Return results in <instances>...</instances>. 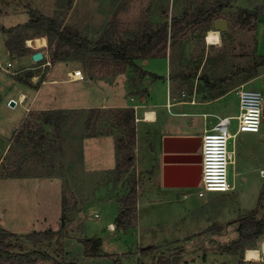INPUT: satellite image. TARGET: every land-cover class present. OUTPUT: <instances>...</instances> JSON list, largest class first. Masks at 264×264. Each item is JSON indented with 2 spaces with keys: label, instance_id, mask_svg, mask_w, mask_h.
<instances>
[{
  "label": "rangeland",
  "instance_id": "obj_1",
  "mask_svg": "<svg viewBox=\"0 0 264 264\" xmlns=\"http://www.w3.org/2000/svg\"><path fill=\"white\" fill-rule=\"evenodd\" d=\"M218 3L217 17L227 20V29L217 30L219 44H207L204 37L213 29L214 16L206 23H197L191 16L203 5L215 7ZM256 7L264 10V0H72L70 7L67 0H0L3 27L25 23L27 9L35 8L46 16L59 15L63 25L92 42L102 34L116 42L134 39L172 16H180L183 10L188 17L179 33L160 49L136 58L134 65L127 64L119 72L112 60L109 66L91 72L90 60H104L102 54L91 52L46 65L53 45H48L44 36L46 43L39 48L29 47L26 39L28 56L20 58L5 49L10 35L0 32V227L18 234L56 230L61 223L63 196L68 210L61 230L64 235L49 244L25 242L23 249L15 247V251L40 249L52 257L30 264H110L114 259H119L118 264H155L161 255L178 256L177 264H238L241 255L245 264H264L262 253L257 261L244 256L245 248L260 246L264 234L243 249L224 251L238 237V218L257 206L264 186V122L259 132L246 133L257 134L247 140L259 151L261 163L235 175L239 167L235 150L234 164L228 165L234 188L228 191L198 196L192 188L164 187L158 146L164 135L202 133L203 118L195 113L202 107L173 105L177 99L222 94L211 106L217 113L235 114L238 97L234 89L227 91L232 85L246 83L245 88L258 90L264 98V11L251 22L245 21L242 11ZM26 33L34 36L30 30ZM37 49L43 52L42 63L31 60ZM25 62L31 63V68H25ZM73 70H78L74 79L82 73L81 80L68 81L67 72ZM26 71L33 73L26 76ZM40 73L32 85V77ZM47 77L59 81L41 83ZM37 88V106L97 103L69 110L59 129L62 140L50 126L44 130L42 156L30 152L31 143L24 148L13 140L26 120L41 123L32 114L33 105H28ZM21 89L28 96L19 102ZM11 99L13 106L9 105ZM168 101L172 107L164 105ZM130 108L132 121L118 120ZM147 108L156 112L155 121L142 120ZM180 111L186 113L178 114ZM208 119L210 124L216 121L215 117ZM243 134L234 138L235 149ZM49 146L61 150L55 152ZM19 167L25 175L6 176ZM132 186L136 193L132 220L128 228L118 230L113 222ZM263 212L260 207L255 217H262ZM86 239H92L95 256L85 255Z\"/></svg>",
  "mask_w": 264,
  "mask_h": 264
},
{
  "label": "trees",
  "instance_id": "obj_2",
  "mask_svg": "<svg viewBox=\"0 0 264 264\" xmlns=\"http://www.w3.org/2000/svg\"><path fill=\"white\" fill-rule=\"evenodd\" d=\"M72 0H67V5L70 7ZM221 3H218L215 7L203 5L194 13L191 17H194L197 23H206L214 16L217 17ZM244 13L245 21L251 22L252 19H256L260 13L264 10L261 8H255L252 10H242ZM28 19L25 23L12 27H3L0 25V32L9 34L10 36L5 41V46L10 54L23 56L28 53L29 47L25 45V40L36 36H44L48 42V45H53V49L50 52V63L57 61H64L68 58H77V54L84 55L91 52L92 54H102L104 60H97L93 58L88 62V66L91 72L102 67L109 66V60L116 66L115 72L122 71L127 64L134 65L136 58H143L150 56L149 54L157 48L160 49L169 37H175L179 31L183 28L182 22L187 21V12L183 10L180 16H172L169 21H163L159 23L154 29L141 34L136 38H130L121 41L106 40L102 34L95 41H90L87 38L79 36L77 33L72 32L71 29L63 25L62 20L59 19V15L53 17L43 15L35 8L27 9ZM207 27V26H206ZM208 29V28H207ZM32 31L34 36H30L26 31ZM54 41V42H53ZM72 50V52H70ZM75 53L74 55L72 53ZM72 55L74 57H72ZM155 56V55H151ZM264 57V55H263ZM44 62L42 60L40 63ZM261 62H264L262 59ZM259 64H262V63ZM251 76H248L249 79ZM71 109H46L37 110L33 109L32 114L35 118L41 120V123H35L33 120H26L16 130V134L13 136V140L19 146L24 148L29 147L31 143L30 152L32 154H38L42 156V146L44 142L43 131L47 130L49 126L55 131L56 136L60 140L63 139V135L59 133V129L63 121L66 120V116ZM92 112L98 110L91 108ZM56 115V116H55ZM98 117V114L96 115ZM133 111L132 109H126L124 114L119 115L118 120L128 124L132 121ZM34 128V129H33ZM35 134L39 135L38 138ZM131 136L133 134L131 133ZM52 151H59L61 147L54 149L53 146H49ZM128 155H124V160H127ZM128 163H126V166ZM25 175L22 172L21 167L18 169H12L11 172L6 174L7 177H16ZM128 195L122 199V206L120 207L118 214L113 222L116 229L128 228L132 220V206L135 204V187L132 186L127 193ZM62 211H61V223L60 227L56 230L47 229L40 231H31L23 234H18L13 231H8L0 227V261H5L15 264H30L38 258L51 259L52 257L45 250L29 249L26 251H15L13 248L18 247L23 249L25 242L32 244H49L53 242L57 237L64 235L61 231L64 226V220L67 219L66 213V199L64 196L61 199ZM264 208V186L260 190L257 206L250 212H246L237 220L236 231L238 237L228 246L224 248V251H236L238 248L243 249L246 243H254L256 238L264 234V212L263 216L256 218L255 215L259 208ZM13 239V240H12ZM86 249L84 251L87 256H95L92 249V239L84 240ZM146 249L151 250V247ZM144 251V250H142ZM119 259H114L110 264H118ZM179 257L173 258L158 256L155 264H177ZM56 264H80L76 261H64ZM238 264H245L243 256L241 255L238 260Z\"/></svg>",
  "mask_w": 264,
  "mask_h": 264
},
{
  "label": "built area",
  "instance_id": "obj_3",
  "mask_svg": "<svg viewBox=\"0 0 264 264\" xmlns=\"http://www.w3.org/2000/svg\"><path fill=\"white\" fill-rule=\"evenodd\" d=\"M7 67L11 66L7 62ZM46 65H50L49 59ZM78 70L68 71L69 81L75 80L73 73ZM238 97V110L233 115H217L216 121L203 129L201 136V183L199 186L190 187L196 190L198 196H203L207 191H228L234 184L228 178V165L235 161L234 138L239 133L259 132L263 122L264 98L258 90L247 89L242 83L235 88ZM23 98L19 96V102ZM165 104H169V101ZM235 121V122H233ZM234 125L231 130V126ZM263 173V170L260 171Z\"/></svg>",
  "mask_w": 264,
  "mask_h": 264
},
{
  "label": "water",
  "instance_id": "obj_4",
  "mask_svg": "<svg viewBox=\"0 0 264 264\" xmlns=\"http://www.w3.org/2000/svg\"><path fill=\"white\" fill-rule=\"evenodd\" d=\"M214 30L227 29V20L223 17H215L212 21ZM40 49L31 53L32 60L37 62L43 59ZM26 76L32 75L31 71L25 72ZM147 80L144 85H147ZM9 104L13 106L15 101L11 99ZM264 114V102H263ZM264 122V117H263ZM195 142L198 146L195 147ZM162 185L164 187L190 188L201 183V137L192 135H164L162 137ZM181 156L184 158L178 159ZM261 253L264 254V240L260 244Z\"/></svg>",
  "mask_w": 264,
  "mask_h": 264
},
{
  "label": "crops",
  "instance_id": "obj_5",
  "mask_svg": "<svg viewBox=\"0 0 264 264\" xmlns=\"http://www.w3.org/2000/svg\"><path fill=\"white\" fill-rule=\"evenodd\" d=\"M77 1L78 0H74V2H77ZM261 20H262L261 18L258 19V21H261ZM19 23H22V22H19ZM39 37H41V36H39ZM35 38H33V39H35ZM42 46H44V45H42ZM42 46H40V47H42ZM29 47H31V46H29ZM32 47L39 48L37 46H32ZM5 49H6V46H5ZM27 56H28V54L27 55L25 54L23 56H20V58H25ZM30 64L31 63L25 62L24 67L27 68V69L28 68H31V65ZM47 74L50 75V72H47ZM41 75H42L41 73L40 74H34V76L32 77V80L30 81L32 83V85H33V81L37 80V77L38 76L40 77ZM82 77L83 76H82V73H81V77L76 78L73 81L81 80ZM57 81H59V79H56V78H48L47 77L46 79L41 80V83H44V82H53V83H55ZM240 84H242V83L232 85V87L229 90H227V91H231L232 89H234V91H235V88L238 85H240ZM244 84H246V83H244ZM37 90H38V88L33 93V95H32L33 98L31 100V102L28 104L29 106H32L33 105V107L35 109H37V110L56 109V108H58V109H73V108H81V107H86V106L87 107H90V106H93V105H97V103H92V104H76V103L70 102L69 104L60 105V106H56V105H46V106L38 105L37 106V105H35V100H34L35 95L37 93ZM19 94L20 95L26 94L28 96V92L25 89H23V90L21 89L20 92H19ZM26 95H25V97H26ZM221 95L222 94L216 95L213 98H196V95L195 96L192 95L191 96V99H188V100L187 99H177V100H175L172 103H174L173 105H175V104H193V105H198V106L202 107V109L199 112H195V113L198 114V115H200L203 118V124H202V133H203V129L206 128V127H209V124L211 123V120L208 119L209 117H215L217 115H233V114H230V113H221V114L220 113H217V112H215V108L211 106V104L214 103V101H216ZM164 105L166 106V104H164ZM173 105H171V103H170V106L171 107ZM135 107L138 108L139 106L136 105ZM149 109H151V108H149ZM185 113L186 112H184V111L178 112V114H181V115H184ZM161 133H164V132H161ZM196 133L197 132L192 133L190 135H192V136H200V137L202 136V133H201V135H198V133L197 134ZM243 133H245V134L241 135V137L239 138V140L236 141V150L238 152L239 158H236L237 161H235V162L239 163V167L236 169L235 175H238V173L239 174H244V173L247 172V170H250V168H252L254 166H257L258 167V165L261 163V158L260 157L258 158V156H260L259 155L260 154L259 151H257L255 149V147H253L252 145H250L251 143L249 142L250 141L249 139L247 140L248 137L251 138L253 136H256L257 134L256 135H252V134H246V132H243ZM239 134H241V133H239ZM239 134L237 135V137L239 136ZM237 137H236V139H237ZM158 146H159L160 150L162 151V140H160V139L158 140ZM194 146L197 147L198 146V143L195 142ZM160 168L162 169V163H161ZM261 170L262 169H260V171ZM242 182H243V179H242Z\"/></svg>",
  "mask_w": 264,
  "mask_h": 264
},
{
  "label": "bare ground",
  "instance_id": "obj_6",
  "mask_svg": "<svg viewBox=\"0 0 264 264\" xmlns=\"http://www.w3.org/2000/svg\"><path fill=\"white\" fill-rule=\"evenodd\" d=\"M204 38H205V42L207 44H219L220 43V35H219L218 31L214 30V29H208L207 32L205 33ZM45 43H46L45 38H43L42 36L37 38V39H28L27 40V45L31 46V47L32 46L40 47L42 45H45ZM21 97L24 99L25 94L21 95ZM166 106L169 107L168 104H166ZM142 120L155 121L156 120V112L153 109H145L143 112ZM244 251H245L244 256H245L246 260L257 261V260L261 259L260 246L259 247L250 246V247L245 248Z\"/></svg>",
  "mask_w": 264,
  "mask_h": 264
},
{
  "label": "flooded vegetation",
  "instance_id": "obj_7",
  "mask_svg": "<svg viewBox=\"0 0 264 264\" xmlns=\"http://www.w3.org/2000/svg\"><path fill=\"white\" fill-rule=\"evenodd\" d=\"M162 155H163V152L161 151V155H159V158H160V162L162 163V165H163V162H162ZM178 159H182V158H184V157H181V156H178L177 157Z\"/></svg>",
  "mask_w": 264,
  "mask_h": 264
}]
</instances>
